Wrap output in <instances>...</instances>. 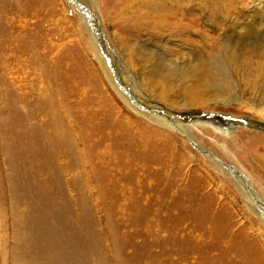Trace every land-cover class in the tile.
I'll use <instances>...</instances> for the list:
<instances>
[{"label": "rangeland", "instance_id": "obj_1", "mask_svg": "<svg viewBox=\"0 0 264 264\" xmlns=\"http://www.w3.org/2000/svg\"><path fill=\"white\" fill-rule=\"evenodd\" d=\"M73 1L0 0V202L9 206L19 198L14 204L22 209L28 202L38 212L36 222L51 227L57 218L66 232L55 252L45 253L42 238L35 239L34 264H47L43 254L49 264H264V245L248 223L250 219L264 231V173L237 139L246 125L250 131H264V118L234 103L258 101L255 77L264 83L259 42L264 32L257 33L264 0H210L218 11L212 27L197 5L204 0H150L175 10L168 11L175 21L193 26L194 34L180 39L162 35L174 47L167 53L173 64L180 55L176 49L189 46L194 51L201 38L208 53L225 51L227 57L235 46L229 42L228 23L253 12V31L245 39L258 53L247 62L248 69L231 67L228 57L216 65L223 72L209 64L210 81L201 92L208 100L220 97L234 104L207 102L204 108L185 105L182 88L176 84L168 101L145 88L141 75L147 73L140 64L129 65L113 34L121 33L124 48L129 40L145 45L150 41L126 32L119 22L121 8L114 10L112 0ZM220 15L222 24L217 23ZM200 24L207 36L198 35ZM97 51L129 104L104 76L103 85L98 83ZM250 69L253 73H248ZM136 110L172 126L211 123L193 125L191 133L186 132L229 167L202 154L188 136L172 128L168 135L165 128L160 131L158 124ZM232 123L236 135L213 129L228 131ZM29 136H34V143ZM244 181L258 196L262 213L249 204L247 190L240 189Z\"/></svg>", "mask_w": 264, "mask_h": 264}, {"label": "bare ground", "instance_id": "obj_2", "mask_svg": "<svg viewBox=\"0 0 264 264\" xmlns=\"http://www.w3.org/2000/svg\"><path fill=\"white\" fill-rule=\"evenodd\" d=\"M112 1H113L112 4H113L114 10L121 8L120 13L122 14V17L119 18V22H121L122 24L125 25L126 32H128L130 34L132 33L133 36L139 35L142 37H147L146 40L150 41V42L148 41L150 44L145 45L144 43H141V44L140 43H133V42H130V40H129L128 41L129 42L128 47L124 48L122 45L124 43L121 42V40H122L120 37L121 33L115 32L113 34L114 38H115V36L118 37V39L115 40L116 44L121 49L123 55L128 59L129 65L134 64L136 66L137 64H140L142 70H144L147 73L146 75H143V74L141 75V83L143 84L144 82H147V84H143V85H145V88H148L151 91L152 96H154L155 98L161 97V100H162V98H164L165 100L168 101V93L170 91H173V85L176 84L177 87L182 88L183 95L185 96L184 102H185V105H187V106L193 105L194 107L204 108L205 107L204 104L207 102L208 103L209 102L218 103L221 101L222 103L228 104V105L236 103L238 106L247 108L248 112L260 114L261 115L260 117L264 118V83L261 84L258 81L259 78L255 77V76H254L255 77L254 84H257L258 89L260 88V90L257 91L258 95L256 94V96H255V99H257L258 101L254 100L253 104L249 103L248 100L243 101V102L234 101V103H232L231 100L225 99V98H220V97H216V98L213 97L214 99L210 98L208 100V97L201 94V92H203V89L205 88L207 82L210 81V79L207 75V72H206V70L209 67V64H213L215 66L217 73H219L221 71L223 72V68L221 69V68L217 67L216 65H221L222 62H225V59L228 57L227 59H228L229 64H231V67H233V68L240 67L241 69H245V68L248 69L247 68V62L252 61L253 55L258 53V51L255 52V51H253L254 50L253 48H250V44L245 39V38H247L246 35L250 31L251 32L253 31V26H254L253 25V23H254L253 12H248V13H246L245 16L243 15L239 18L237 17L236 20L228 23L229 26H228L227 34H228V37L230 39L229 42H232L235 46H234V48L228 50L227 57H226V55H224L225 51H224V54L208 53L209 52V51H207L208 46L205 45L204 40L200 37L201 38L199 40L200 43L198 46L194 47V49H195L194 51L193 50L189 51L190 50L188 48L189 46H186L187 48H185V49L183 47V49H182L180 47V46H182L181 44L177 45L174 43V45H177L176 48H181V49L175 50V51H179L180 55L176 56L177 57L176 61L173 64V62L171 60L172 57H169L167 55V53H170V51H173L174 47H173L172 43L169 42L168 39L165 38L166 40H164L162 35L170 36L171 38H174V39H176V38L180 39L181 36H188L191 33L194 34L193 26H191V24H189L188 22H184L181 20H180V22H177L178 20L175 21L173 18L174 16L172 17L171 15H169L168 11L172 14L176 13V11L173 9L166 10L162 3L161 4H157V3L154 4L150 0H112ZM199 4L200 3H198L197 5L200 7L203 18H207L206 25H208L209 27L216 25L213 20L216 18L215 15L218 13V11H217V13L215 12L216 10L212 7L210 0H204L203 3H201L200 5ZM260 4H261V2H260ZM261 12H262L261 16H260L261 20H259L260 23L257 26L262 27V28H259L257 33L264 32V6L262 7ZM223 16L220 15V18L217 19V23L222 24L224 22V19L222 18ZM107 21H109V20L107 19ZM209 23H211V24H209ZM124 25H122L120 27H123ZM199 26H200V28L198 27L199 29H197L198 35H200V34H201V36L204 34L206 35L205 26H201V24ZM256 30H257V28H256ZM261 30H263V31H261ZM3 31H5V30H3ZM76 33H78V32H76ZM78 34L79 35L77 37V42H78L79 46H81V49L84 52V54L87 56V53H89V51L84 46L83 39L80 36V33H78ZM257 37H259V35ZM262 38H263V40L261 39L262 42H261V40L259 42L261 43L260 49L263 50V52L261 51V53L264 55V36ZM186 40L188 42H191L188 38ZM174 42H176V41H174ZM180 42H182V41L180 40ZM255 42H257V41H254V46H255ZM260 43H259V45H260ZM14 45H16V44L14 43ZM252 45H253V43H252ZM155 46L162 47V48H164V50H159V49L155 48ZM257 48H259V47H257ZM183 50H186V51L184 52ZM94 57L96 59L95 63L97 65H99V67L97 68L98 74L96 76L98 83L101 86L103 85V76H104L106 78L107 82L109 83V85L111 86V88L116 93V95L117 96L119 95L118 97L120 99L125 101V103L129 104L127 102V100L125 99V97L121 93H119V91L117 90V85H116L117 82H116L114 76L110 73V71H108L107 63H106V60L104 59V57L102 55H100V53L98 51H97V53L96 52L94 53ZM155 59L158 60L159 63H154L153 60H155ZM172 64H173L174 69L172 68ZM9 66H10V64H9ZM2 67H3V65H2ZM248 73H253V70H251V69L248 70ZM185 81H187L189 83L188 86H185ZM168 83H171L168 91H163L165 88V85H167ZM153 88L157 89L156 93L154 92ZM1 98H3V97H1ZM25 103H27V102L25 101ZM2 105H4V104L2 103ZM5 109H6V107H5ZM136 112H138V111L136 110ZM27 113H29V112H27ZM138 113L141 116H143L144 118H146L147 120H149L150 122H152V124H154V123L158 124L159 127H156V128H158L160 131L166 129L167 135H168L167 132H169V134H171L170 132H172V130L169 128H172L181 136L182 135L188 136V137H186V136L185 137L197 149H199V151L202 154H208L212 159L214 158V161L217 162L218 164L228 166L222 160L215 158L214 157L215 155L213 153L205 152V150H202L200 148V146L196 145L192 140L189 139L190 137L187 134V132L191 133L190 131H191V128L193 125H195L199 128L200 126H212L211 123H202V124L198 123V124H193L192 126H189V125L184 126L183 124H177V123L175 124L174 123L172 126L163 119L154 118V117L149 116L147 114L144 115L140 112H138ZM203 115H206V114L204 113ZM245 117H248V116L245 115ZM211 118H213V117H208L207 119H211ZM201 120H203V116L201 117ZM255 120H257V119L253 118V122ZM253 126H254V124L250 125L251 128ZM151 127H154V126H151ZM248 127L249 126L246 125L245 129L242 131H239V133L236 130L237 126H235V123H232L231 128L228 131H224L221 128L217 129V127H213V129L215 130L216 133L221 132V134H223L225 136H232V135H236L238 133L237 139H240L241 142L243 143L244 147L246 148V150L248 152V156L250 157V160L253 162V165L255 167L259 168V170H261L264 173V131H259V130L250 131L248 129ZM195 129H196V127H195ZM29 138L34 143V141H33L34 136H29ZM37 147H38V145H37ZM27 151H28V149H27ZM246 156H247V154H246ZM196 159H197V157H196ZM9 167H11V166H9ZM231 169L234 170L235 168L231 167ZM238 176H240V175H238ZM240 177L243 179L242 176H240ZM4 181H5L4 185H6L7 182H6L5 178H4ZM220 184L221 185H219V188L222 190V192H224L225 190L222 189L224 186L222 187V183H220ZM239 186H240L241 190H247V192H246L247 194L245 193V196H246L249 204L251 205V207H253V206L256 207L255 210H257V208L259 209V207L256 204V203H258V199H257L258 196L256 195L255 191H253V189L251 188L249 182L248 181L247 182H245V181L240 182ZM7 189L8 188L5 186V190H7ZM12 191H14V193H15L14 188L11 189V192ZM16 194H17V191H16ZM225 195L227 197H229L227 193ZM15 198H16V196H15ZM21 198H22V195H21L20 199ZM18 199L19 198H17V201H18ZM28 199H30V198H28ZM23 200H25V199H23ZM31 200H32V198H31ZM17 201L16 200L13 201V203L10 204L9 206H5V203L1 204V202H0V204H1L0 205V207H1V210H0V264H34L35 254L32 251V249H33V246H35V244H36L34 240L37 238L38 239L42 238V248H43L45 253H50L51 251L55 252V250L58 248L60 243L63 241L62 236H63V232H65V231L61 230L62 225L59 222V220H57V218H56V220H54V222L52 221L53 224L51 227L47 226V224L45 222H42L39 224L38 222H36V220H38V217H39L37 214L38 213L37 210H33L34 208L32 209V205L29 204L28 202L27 203L23 202L22 206L24 209H22V207L20 205L14 204V202L17 203ZM19 203H22V201L20 202V200H19ZM30 203H31V201H30ZM36 203H37V201H36ZM38 204L41 207L42 204H40L38 202L37 206H38ZM261 209L264 210V205L261 206ZM239 211H241V210H239ZM257 211L261 212L260 209ZM241 212H243V211H241ZM248 223H249L250 228L253 227V229H255V233L257 234V238L259 239L258 241L264 245V231L257 225H256L257 227L255 228V224L254 223L252 224V221H250V219H249ZM3 232H5V235H3ZM65 236H67V235H65ZM67 237L69 238V236H67ZM68 241H70V240H68ZM13 242L16 243L15 246H13V244H14ZM74 246H75V244H74ZM72 247H73V245H72ZM72 247H71V249L73 250L74 248H72ZM75 252H76V250H75ZM43 255L46 259V263L49 264V262H50L49 258H46L45 254H43ZM62 261L64 262V260H62ZM37 263L43 264V262H41V261L37 262ZM68 264H71V263H68Z\"/></svg>", "mask_w": 264, "mask_h": 264}, {"label": "water", "instance_id": "obj_3", "mask_svg": "<svg viewBox=\"0 0 264 264\" xmlns=\"http://www.w3.org/2000/svg\"><path fill=\"white\" fill-rule=\"evenodd\" d=\"M72 1V0H71ZM73 2H75V0L73 1ZM76 4H77V2H75ZM80 5H82L81 3H79Z\"/></svg>", "mask_w": 264, "mask_h": 264}]
</instances>
